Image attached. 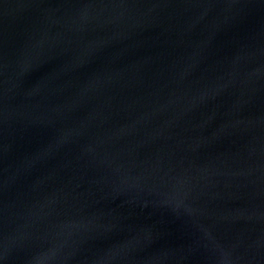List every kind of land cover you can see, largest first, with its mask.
<instances>
[{
    "label": "water",
    "instance_id": "1",
    "mask_svg": "<svg viewBox=\"0 0 264 264\" xmlns=\"http://www.w3.org/2000/svg\"><path fill=\"white\" fill-rule=\"evenodd\" d=\"M0 264H264V0H0Z\"/></svg>",
    "mask_w": 264,
    "mask_h": 264
}]
</instances>
